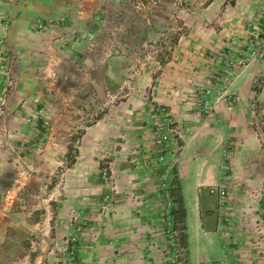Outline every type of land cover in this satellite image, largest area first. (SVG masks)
<instances>
[{"label":"crops","instance_id":"1","mask_svg":"<svg viewBox=\"0 0 264 264\" xmlns=\"http://www.w3.org/2000/svg\"><path fill=\"white\" fill-rule=\"evenodd\" d=\"M130 1L0 0V264H58L54 245L73 233L70 213L78 210L88 221L75 245L78 264H166L159 105L179 130L165 159L174 162L170 185L185 211L182 223L172 212L185 227L186 264H264V154L248 114L252 102L264 105V60L235 72L227 93L236 102L220 101L211 117L200 115L196 96L248 43L264 0H186L205 5L178 15L187 31L167 60L169 46L158 39L164 14L154 0H136L132 14ZM217 13L221 28L210 26ZM142 37L157 41L156 72H140L138 90L112 104L109 89L126 76L128 52H141ZM100 102L106 108L96 113ZM39 109L48 128L34 120ZM93 115L66 167L69 136ZM105 159L117 195L102 212ZM212 184L225 188L223 205Z\"/></svg>","mask_w":264,"mask_h":264},{"label":"rangeland","instance_id":"2","mask_svg":"<svg viewBox=\"0 0 264 264\" xmlns=\"http://www.w3.org/2000/svg\"><path fill=\"white\" fill-rule=\"evenodd\" d=\"M160 3H157V1H153L154 2V5L151 4L152 7L154 6H158L160 12H162L164 14V17H165V21L163 24H160L158 26V39L160 38L163 42H167V39H168V34L171 35L172 33V29H170L169 27L170 26H176V21L179 19L178 18V15L180 13H182L183 11H188V10H194L196 9L197 7H203V5H205L204 1L201 2V5H188L186 0H169L168 2H163L161 3V0H159ZM157 3V4H156ZM140 5H137L136 4V0H131L130 1V8L133 10V11H129V12H132V14L134 13H138L140 11ZM151 10V9H150ZM148 10V12L150 11ZM264 22V2L262 3V8L260 9V13H259V16L256 18L255 22L253 24L250 25V28H249V41L248 43L245 45V47L250 43V39H251V34L254 33L257 29L260 28V25ZM224 18L222 17L221 13H217L210 26L213 27V28H221L222 26H224ZM148 26L152 25L151 22H149V24H147ZM172 30V31H171ZM168 33V34H167ZM89 40H94V36L93 35H87L86 36ZM156 42L157 41H150L148 39H146V37H142V40L139 42V47H140V50L141 52H137V53H134V51L132 50V48L129 50L128 52V57H130V62H127V65H128V68H127V72H126V76L124 78H122L121 80V83L120 85H115L114 87L112 86L111 89H109L110 92H108V96L107 98L109 97L110 98V101L112 102V104H116L117 102H119L121 99H123V97L125 96H129L131 93H134L136 90H138V82L140 80V75L141 73L140 72H143L144 70L148 69L152 72V73H155V68H156V65L155 64V57L156 55L159 53V50L158 48L156 47ZM243 47L239 52L238 54L233 57V56H226L225 57V68H224V71L222 73H220L221 75L216 79V81L221 78L222 76H224L226 73L230 72L232 70V75L231 77L229 78V83H230V80L232 79L233 75L235 74L236 71L238 70H244L246 69L247 67H238V66H235V67H230L227 65V62L226 60L228 58H232L234 60H236L240 54L242 53L243 49L245 48ZM113 54V52H112ZM97 69L98 70H101L102 69V66L103 64L105 63V61L107 60L108 58V53H100L97 57ZM261 60H264V52H262L260 58L258 60H256L254 63L258 62V61H261ZM254 63H252L251 65H253ZM250 66V65H249ZM231 68V70H230ZM215 83H213L212 85L208 86V87H212ZM207 87V88H208ZM202 88H205V87H199L197 89V98H198V102H199V105H200V115L204 118H209L212 116V112H213V109H214V105L218 104L220 101L222 100H227L229 102H231L232 104L236 102V100L234 99L233 96H231L230 94L227 93V88H226V95L225 97H223L221 100H219L218 102L216 103H213L212 104V109H211V112L209 114H205L203 112V105H202V99H201V89ZM259 90H262L263 91V88L261 85L258 86ZM147 90L145 91V94H144V102H149L150 99L152 98V95H153V85H148ZM106 108V106L104 107L102 102H100L99 105H97L96 107V113H102V111ZM255 108H264V105L262 103H258V102H252L251 106L249 107V111H248V114H249V117L252 121V124L254 126V129L256 130V134L258 136V141H259V147H260V151L264 154V148L262 147L261 145V140H260V137H259V133H258V130H257V127L256 125L261 128L262 126V122H264V117L262 118L261 121H258L257 124L253 118V116L251 115V111L252 109H255ZM161 109H164L165 113L168 114V116L170 117V119H172L171 115L169 114V111L166 107L164 106H155L154 107V110H155V113L157 115H159L160 117V123L157 125L156 127V133H157V129L161 126V125H164V118H163V114L161 113ZM95 115L93 116H89V117H84V119L78 121V123H76V127L74 129V131L71 133V135L69 136V140L74 136H78V133L82 131V128L91 123V121L94 119ZM172 122H173V119H172ZM256 124V125H255ZM173 128L175 130V136L174 137H171V140L169 142H167L166 144H164L163 142H161L159 140V136H158V133L156 136H158L157 138V142L159 144V153L157 154V157H156V162L157 164L159 165V173H158V189L162 195V198H163V203H164V212H163V223H164V228H163V235L165 237V243H166V247H167V252L165 253V257H166V264H174L172 261H171V257H170V248L167 244V239H166V234H165V222H166V210L168 209V204H171V206L169 207L172 211L177 210L178 209V202L176 201V197H177V192L175 191V188L172 187L170 185V181H171V178L173 176V172H174V162L173 160H168V159H165V155L166 154H173L172 153V145L175 144L176 140H177V137H179V130L177 129L175 123L173 122ZM80 138H77L76 137V140H75V144H78ZM225 147L226 149L224 150V156L227 154V147L230 145V141L229 140H226L225 141ZM162 157V159L160 160V158ZM107 161H104V163H106ZM110 163V168H111V175H112V168L114 169V166H113V163H112V160L109 161ZM105 165V164H104ZM61 167L63 169V164L62 166H60V170H61ZM62 172V171H61ZM167 175L166 179L163 180L161 178V174L164 173ZM101 173H102V169H100V179H101ZM102 181V179H101ZM103 182V181H102ZM116 184V183H115ZM214 184H212L211 186H213ZM175 191V192H174ZM107 192H108V188H107ZM106 192V193H107ZM224 192H225V198H226V190L224 188ZM263 193V192H262ZM212 196H216V195H213V194H210ZM218 198V197H217ZM218 203H219V199H218ZM220 204V203H219ZM220 205H223L220 204ZM172 220H173V212H172ZM42 233V232H41ZM181 247L183 248V260L186 264V259H185V249H184V246L183 244L181 243Z\"/></svg>","mask_w":264,"mask_h":264},{"label":"built area","instance_id":"3","mask_svg":"<svg viewBox=\"0 0 264 264\" xmlns=\"http://www.w3.org/2000/svg\"><path fill=\"white\" fill-rule=\"evenodd\" d=\"M39 28H42L40 25ZM2 41H0L1 44ZM264 52V22L260 25V28L257 29L254 33L251 34L250 43L243 49L240 56L234 60L228 58L226 60L227 65L230 67H247L258 60ZM231 70V68H230ZM232 75V70L226 73L224 76L219 78L212 87H205L201 89V99L203 105V112L209 114L212 109V104L218 102L226 95V88L229 85V78ZM6 84L2 87L4 94L9 91L10 88V77L7 75ZM163 114L164 125H161L157 129L159 140L166 144L171 140V137L175 136V130L173 128L172 119L165 113L164 109L160 110ZM251 115L253 116L256 124L258 121H261L264 117V108H255L252 109ZM34 120L40 121L44 128L49 127L48 117L44 109H39L34 117ZM255 124V125H256ZM262 127L259 128L257 125V130L261 140V145L264 148V122L261 123ZM162 157L160 158V160ZM105 167L102 169L101 179L103 183L107 186L108 192L103 195L101 198V211L106 212V209L109 205L113 204L116 200L117 195V186L111 175L110 163L107 161ZM167 175L164 173L161 174V178L165 180ZM209 193L216 195L219 199V203L222 204L225 199L224 189L219 185H213L209 188ZM2 193L0 188V199ZM168 209L166 210V222H165V236L167 239V244L170 248V257L171 261L174 264H185L183 260V248L181 247L180 242V232L178 227L174 224L172 220V210L169 208L171 204H168ZM87 219L84 217L82 211H72L69 218V226L72 228L73 233L64 238L61 246H55V254L57 257L58 264H78L75 245L77 243V237L82 233L83 229L87 227Z\"/></svg>","mask_w":264,"mask_h":264},{"label":"trees","instance_id":"4","mask_svg":"<svg viewBox=\"0 0 264 264\" xmlns=\"http://www.w3.org/2000/svg\"><path fill=\"white\" fill-rule=\"evenodd\" d=\"M176 26H170L169 28L172 29L171 35L168 37L167 46H169V49L167 51L162 52V55L165 56L166 60L169 58L170 51L173 50L174 46L177 44L180 37L184 36L187 28L183 25V23L179 20L176 21ZM161 54V53H160ZM157 59L160 57L159 53L157 54ZM166 60H160L159 64H163L166 62ZM99 117H96L95 120H97ZM83 134V131L78 133L77 138H80ZM76 137H72L68 143V153L66 155V160L68 161V164H65L66 167L70 166L74 162V158L77 153V144H75ZM104 161H109V159L103 160L100 165V169H103L105 167ZM175 192V191H174ZM176 201L178 202V209L175 212V219L177 222L182 223L183 218L185 217V211L183 207L181 206V199L177 196ZM180 241L184 244L185 238H186V231L184 225H182L180 228ZM178 229V230H179Z\"/></svg>","mask_w":264,"mask_h":264}]
</instances>
